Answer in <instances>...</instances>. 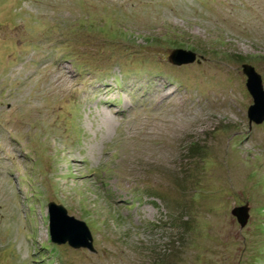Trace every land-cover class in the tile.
Masks as SVG:
<instances>
[{
    "label": "rangeland",
    "instance_id": "rangeland-1",
    "mask_svg": "<svg viewBox=\"0 0 264 264\" xmlns=\"http://www.w3.org/2000/svg\"><path fill=\"white\" fill-rule=\"evenodd\" d=\"M244 64L264 90V0H0V264H264Z\"/></svg>",
    "mask_w": 264,
    "mask_h": 264
},
{
    "label": "water",
    "instance_id": "water-1",
    "mask_svg": "<svg viewBox=\"0 0 264 264\" xmlns=\"http://www.w3.org/2000/svg\"><path fill=\"white\" fill-rule=\"evenodd\" d=\"M197 56L194 52L184 51L180 49L171 50L167 60L173 65L181 66L194 63ZM242 73L246 77V89L252 97V105L248 108L247 117L249 126L251 124L260 125L264 122V90L261 76L251 65L244 64L241 67ZM247 204L236 207L231 211V215L235 217L240 228H244L249 219V210ZM48 210V228L50 234V242L55 245L68 244L71 248H84L93 252L92 238L90 232L84 222L74 219L67 214L65 208L54 202H50L47 206ZM78 228L77 231L73 229ZM80 230L82 233L80 236ZM80 236V238H79ZM85 238L84 241L79 239Z\"/></svg>",
    "mask_w": 264,
    "mask_h": 264
},
{
    "label": "bare ground",
    "instance_id": "bare-ground-1",
    "mask_svg": "<svg viewBox=\"0 0 264 264\" xmlns=\"http://www.w3.org/2000/svg\"><path fill=\"white\" fill-rule=\"evenodd\" d=\"M165 87H166V86H165ZM169 87H171V85H170ZM105 90H108V89H105ZM110 91H111V90H110ZM172 92H175V91H170V94H172ZM106 93H107V92H106ZM104 95H105V94H104ZM162 96H163V95H162ZM167 97H168V96L166 95V96H164L163 98H167ZM103 99H104V101H105V100L108 99V97L106 96V97H104ZM104 101H103V102H104ZM106 103H108V101H106ZM108 104H109V103H108ZM109 125H113V122H110Z\"/></svg>",
    "mask_w": 264,
    "mask_h": 264
},
{
    "label": "trees",
    "instance_id": "trees-1",
    "mask_svg": "<svg viewBox=\"0 0 264 264\" xmlns=\"http://www.w3.org/2000/svg\"><path fill=\"white\" fill-rule=\"evenodd\" d=\"M158 198V197H157Z\"/></svg>",
    "mask_w": 264,
    "mask_h": 264
}]
</instances>
